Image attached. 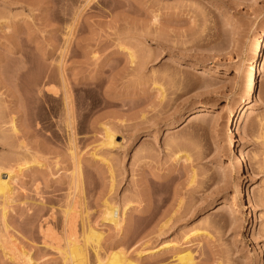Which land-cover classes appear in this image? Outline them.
Here are the masks:
<instances>
[{
	"label": "rangeland",
	"instance_id": "obj_1",
	"mask_svg": "<svg viewBox=\"0 0 264 264\" xmlns=\"http://www.w3.org/2000/svg\"><path fill=\"white\" fill-rule=\"evenodd\" d=\"M263 38L264 0H0V264H264Z\"/></svg>",
	"mask_w": 264,
	"mask_h": 264
},
{
	"label": "bare ground",
	"instance_id": "obj_2",
	"mask_svg": "<svg viewBox=\"0 0 264 264\" xmlns=\"http://www.w3.org/2000/svg\"><path fill=\"white\" fill-rule=\"evenodd\" d=\"M263 44H264V38H263V40L261 41V42H259L257 45H256V57H255V59H254V64H255V72H254V76H253V80H252V85H251V88H250V90H249V94H248V97H247V99H245V100H243V103L241 104V106H240V108L238 109V111H239V113L240 114H244L246 111H247V104H248V102H249V100L254 96V94L256 93V91H257V89H258V85H259V77H260V63H259V58H258V56L260 55V52H261V50H262V48H263ZM258 68H259V70H258ZM236 116H237V114L234 112V111H232L231 112V114H230V117H229V120H228V123H229V129H232V125L234 124V122H235V119H236ZM115 133L113 132H111V131H109L108 132V135H107V144L108 145H110V146H115L116 144L114 143V141L113 140H115ZM230 135H232V133L230 134ZM231 140H233L232 138H231ZM116 142V141H115ZM105 144H106V141H105ZM241 151V153H242V150H240ZM244 158H242V154L239 156V159L237 160V162L238 163H242V162H244ZM8 176H9V178H8V180H5L4 178L2 179V178H0V193L1 194H4V195H7V194H9L10 192H11V190H12V187H11V185H10V180L12 179V173L11 172H9L8 173ZM14 176V175H13ZM241 194H242V196L243 197H247V195L242 191L241 192ZM251 203V200H250V198H248L247 197V202L245 203V205H244V210H246V209H249V204ZM115 208V207H114ZM113 209H111V210H109L107 213H108V216H105L106 218L104 219V220H109V221H111L112 223H115V225H118L119 224V220H118V216L116 217L115 215V213L118 211H116V212H114L115 211V209L112 211ZM118 214V213H117ZM122 215H124V213L122 214ZM124 220V219H123ZM120 223H122V222H120ZM120 225V224H119ZM121 226V225H120ZM103 235H102V233H100V232H98L97 230L95 231V230H91L90 231V235H88V238L87 239H93V241H96V240H98V241H96V242H99V240H100V238L102 237ZM102 239V238H101ZM75 241V240H74ZM100 243V242H99ZM99 243H97V244H99ZM74 244V243H73ZM67 245V244H66ZM84 248V247H83ZM162 249V247L158 250V248H157V251H160ZM71 250H72V253H75V254H77V255H75V254H73V255H75L76 257L79 255V254H81L83 257H85V251L81 248V246L80 245H75L74 247H73V245H72V248H71ZM84 251V252H83ZM71 255V254H70ZM80 256V255H79ZM81 256V257H82ZM80 257V258H81ZM72 258V257H71ZM121 257L119 256V254H118V252L117 253H114V254H112L111 256H110V258H109V263L110 264H116L117 262L118 263H122V264H131V261H130V263H126L125 261H122L121 262V260L122 259H120ZM77 259V258H76ZM82 259V258H81ZM81 259H79V260H81ZM123 259H125V258H123ZM78 260V259H77ZM83 260L85 261V259L83 258ZM179 260H180V262L182 263V264H185V263H187V262H190L191 261V256H190V254L189 253H186V254H183V255H180V257H179ZM120 261V262H119ZM80 262V261H79ZM83 262V261H82ZM79 264H81V262L79 263ZM84 264V263H83ZM135 264V263H134Z\"/></svg>",
	"mask_w": 264,
	"mask_h": 264
}]
</instances>
